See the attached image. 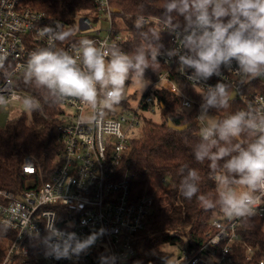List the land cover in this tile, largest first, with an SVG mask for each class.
I'll use <instances>...</instances> for the list:
<instances>
[{
  "label": "built area",
  "instance_id": "1",
  "mask_svg": "<svg viewBox=\"0 0 264 264\" xmlns=\"http://www.w3.org/2000/svg\"><path fill=\"white\" fill-rule=\"evenodd\" d=\"M93 1L95 15L79 16L69 32L65 21L48 18L32 0H0V110L13 118L21 113L17 103L39 105L26 88L31 81L44 83L62 109L64 147L59 166L39 186L29 182L18 193L0 188V225L12 233L4 239L0 264H133L138 254L139 233L154 199L135 200L130 176L120 170L145 114L160 108L153 94L136 109L125 106L117 113L108 107L119 96L101 85V61L130 60L124 47L128 33L123 11L110 0ZM218 4L213 0L205 6L188 28L162 24L169 44L153 54L163 67L153 87L178 96L183 109L204 108L186 87L204 96L228 97L238 106L237 117L252 122L260 146L251 162L264 169V42H252L245 22L218 29L206 12ZM150 22L145 16L136 19ZM203 136L211 139L212 133L205 130ZM23 171L36 172L30 156ZM256 184V194L243 184L227 188L229 210L213 221L208 241L165 264H232L241 220L264 218V173ZM244 245L245 259L252 261L256 249Z\"/></svg>",
  "mask_w": 264,
  "mask_h": 264
},
{
  "label": "trees",
  "instance_id": "2",
  "mask_svg": "<svg viewBox=\"0 0 264 264\" xmlns=\"http://www.w3.org/2000/svg\"><path fill=\"white\" fill-rule=\"evenodd\" d=\"M213 0H110L113 8L124 12L127 40L124 47L130 58L121 64L129 74L154 82L163 67L153 61V54L167 48L169 33L162 24L185 29L192 26L205 6ZM35 8L50 19H59L74 31L79 16H94L93 0H32ZM262 3L258 21L254 12ZM206 12L218 29L245 22L252 42H264V0H219ZM138 16L151 20L136 23ZM204 108L218 114L211 139L203 136L198 119L200 108H181V99L160 89H152L163 116L161 123L144 119V133L131 140V150L120 174L130 176L133 198L152 196L154 199L146 226L139 233L138 254L133 264H165L172 256L165 245L180 244L181 251H190L206 243L214 233L212 223L224 217L230 206L225 189L243 184L246 192L258 193L257 177L264 169L251 161L259 148L252 122L237 117L238 106L228 97L204 96L186 87ZM39 105H32L6 124L0 123V188L22 192L29 182L37 187L48 180L60 163L62 113L54 93L39 81L26 88ZM127 104V102H126ZM5 113L0 110V114ZM188 125L184 130L169 126ZM139 137V138H138ZM35 161V174H25L26 158ZM233 158L236 161L233 162ZM165 178L166 183L161 180ZM239 233L241 242L232 246V264H259L264 261V218L244 217ZM185 236L184 242L182 236ZM10 230L0 225V261L11 238ZM256 249L252 261L245 259V245Z\"/></svg>",
  "mask_w": 264,
  "mask_h": 264
},
{
  "label": "rangeland",
  "instance_id": "3",
  "mask_svg": "<svg viewBox=\"0 0 264 264\" xmlns=\"http://www.w3.org/2000/svg\"><path fill=\"white\" fill-rule=\"evenodd\" d=\"M262 3L259 4L256 11L254 12L255 18L260 21L262 15ZM101 24L105 27L106 23L101 21ZM101 85L104 88H113L119 97H116L112 103H109L108 107L117 113L124 112L125 106L129 109H136L142 98L146 93H151L153 87V82L149 79L142 78L140 76L129 74L126 68L121 63L113 62L109 59H103L101 61ZM127 102V104H126ZM14 107L22 111L29 110L22 106V104L17 103ZM155 111V112H153ZM153 111H148L145 114L146 119L153 121L155 123H161L163 120L162 113L160 109L153 108ZM16 117V116H15ZM218 114L214 111H209L205 108L201 109L199 114V122L201 125L202 132L207 130L213 133L218 122ZM10 120V116L6 113L0 114V123L6 124ZM144 125L141 129L137 130L138 136L141 137L144 133ZM138 137V138H139ZM226 191V189H225ZM182 236V235H181ZM184 242H186L185 236H182ZM163 250L170 254L172 258L179 256L181 252L180 244L171 246H163Z\"/></svg>",
  "mask_w": 264,
  "mask_h": 264
},
{
  "label": "water",
  "instance_id": "4",
  "mask_svg": "<svg viewBox=\"0 0 264 264\" xmlns=\"http://www.w3.org/2000/svg\"><path fill=\"white\" fill-rule=\"evenodd\" d=\"M116 11H119V10L116 9ZM169 126L172 127V128H176L178 130H184V129H186L188 127V125L176 126L172 122H169Z\"/></svg>",
  "mask_w": 264,
  "mask_h": 264
}]
</instances>
